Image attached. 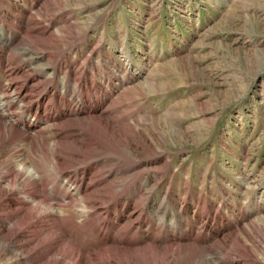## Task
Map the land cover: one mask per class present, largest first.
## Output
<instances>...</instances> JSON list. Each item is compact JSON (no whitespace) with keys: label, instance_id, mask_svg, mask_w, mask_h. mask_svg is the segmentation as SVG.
<instances>
[{"label":"rangeland","instance_id":"374dc122","mask_svg":"<svg viewBox=\"0 0 264 264\" xmlns=\"http://www.w3.org/2000/svg\"><path fill=\"white\" fill-rule=\"evenodd\" d=\"M21 1L0 0L4 10H12V18L28 20L18 6ZM41 2L30 9L35 32L25 37L30 38L24 45L32 56L57 51L58 45L50 47L46 41L53 37L50 30L66 24L67 43L78 42V61L90 67V58L101 70L120 68L134 75H122L127 94L134 96L133 110L127 113L134 114L138 131L130 138L128 155L153 163L164 174L151 173L143 181L149 209L167 208L169 221L191 202L188 216L212 202L229 211L233 222L197 211L201 247L217 242L228 251V234L251 220L264 233V0ZM35 10L57 16L52 29L39 30L46 22L36 24ZM9 51L21 59V49L10 46ZM46 56L36 59L37 69L43 68ZM91 72L99 83L115 89L113 98L125 95L107 72ZM49 74L43 77L51 81L54 75ZM137 86L142 87L138 94ZM229 225L238 226L229 231ZM188 255L193 264L201 257L197 251ZM203 258L208 260L206 252ZM209 261L218 263L220 257Z\"/></svg>","mask_w":264,"mask_h":264},{"label":"bare ground","instance_id":"6f19581e","mask_svg":"<svg viewBox=\"0 0 264 264\" xmlns=\"http://www.w3.org/2000/svg\"><path fill=\"white\" fill-rule=\"evenodd\" d=\"M35 13L36 22L52 29L57 16ZM68 26L50 30L53 37L46 45L56 44L58 50L66 46ZM91 71L86 73L99 94L85 92L87 75L76 78L74 69L66 72L61 81L70 94L68 117H54L48 124L41 121L42 115L27 119L34 103L26 90L15 82L7 88L3 106L8 110L5 114L0 109V264H193L185 256L193 251L201 256L194 264H264V233L257 220L230 232L232 244L223 251L217 242L201 247L203 235L199 241L192 232L202 227L195 228L197 219L184 216L182 209L170 221L167 208L149 209L143 181L164 174L153 163L128 155L130 138L138 131L134 114L127 113L133 110L134 96L123 87L125 73L120 68L107 72L125 93L118 100L112 97L115 89L99 83ZM58 73L49 74L54 75L52 84ZM9 115L17 119L7 121ZM28 168L34 169L31 175ZM97 171L103 176H94ZM100 213L106 214L102 225L108 229L102 233ZM212 257H220V262L209 261Z\"/></svg>","mask_w":264,"mask_h":264},{"label":"clouds","instance_id":"9594fccd","mask_svg":"<svg viewBox=\"0 0 264 264\" xmlns=\"http://www.w3.org/2000/svg\"><path fill=\"white\" fill-rule=\"evenodd\" d=\"M19 170H20L21 172L25 171L24 166H23V165H20V166H19ZM33 172H34V169H32V168H28V169H27V173H28L29 175H31ZM81 211L87 213V211H89V209H87L86 205H82V206H81Z\"/></svg>","mask_w":264,"mask_h":264}]
</instances>
